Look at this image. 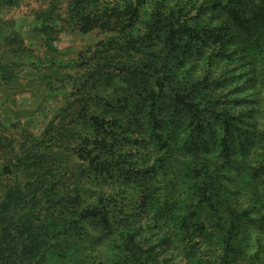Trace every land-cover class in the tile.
Instances as JSON below:
<instances>
[{
	"label": "trees",
	"instance_id": "obj_1",
	"mask_svg": "<svg viewBox=\"0 0 264 264\" xmlns=\"http://www.w3.org/2000/svg\"><path fill=\"white\" fill-rule=\"evenodd\" d=\"M103 22L110 34L50 81L63 97L45 126L0 138V264L149 261L159 245L142 225L158 233L154 260L193 264L188 218L206 200L224 249L245 220L264 228V0H125ZM202 156L241 158L225 214L196 178ZM134 182L149 183L144 199H181L187 219L128 213Z\"/></svg>",
	"mask_w": 264,
	"mask_h": 264
},
{
	"label": "rangeland",
	"instance_id": "obj_2",
	"mask_svg": "<svg viewBox=\"0 0 264 264\" xmlns=\"http://www.w3.org/2000/svg\"><path fill=\"white\" fill-rule=\"evenodd\" d=\"M124 1L0 0V138L3 145H7L12 136H19L24 129L28 130L21 137L28 132L35 133L45 126L54 105L63 97V94L54 97L47 92L50 83L53 81L59 85L57 75L73 72V60L88 55L99 41L110 34L111 31L104 27L103 21L110 16L113 5ZM9 74L15 76L5 79ZM202 158L203 156L200 163H193L197 169L196 178L199 184L207 185L210 198L221 204V213L225 214L226 206L240 196L239 188L236 187L240 157L235 161L225 159L222 163ZM246 162L250 163L246 158L242 165L248 166ZM190 163L192 162L189 161ZM135 166L134 164L131 167ZM208 168L210 170L206 171ZM164 169L165 166H161L159 172ZM138 172L140 173L135 171L129 175L135 177ZM191 174L183 172L185 179ZM157 177V184L152 183L155 193L159 187L160 174ZM136 179H141V176ZM133 186L134 190L128 201V213H159L158 218L171 227L177 221L187 219L184 218L181 199L161 205L154 198H143L150 191L149 183L136 185L134 182ZM245 200L243 196V206ZM159 207L161 208L158 210ZM214 216L212 204L206 200L196 208V216L188 218L194 236L186 253L194 256L193 264H220L223 261L228 264H264V248L259 251L260 245H264V236L261 234L264 228L260 229L254 222L245 220L244 224L248 229L232 231V242L224 249L214 230V222L211 220ZM259 216L261 220L264 219L262 213ZM220 219L224 223V218ZM142 230L146 234L142 233L143 235H151L153 241H157L154 244L159 245V248H148L144 255L154 263L144 258L137 262L119 256L118 258L124 264H165V261L154 260V255L161 249L158 233L152 232V226L149 225H142ZM106 251L109 255L110 250L106 248ZM115 256L117 255L113 254L112 258ZM54 258L47 264H99L91 256H85L84 259L73 257L70 260L58 256ZM186 261L188 259L183 258L180 263Z\"/></svg>",
	"mask_w": 264,
	"mask_h": 264
}]
</instances>
